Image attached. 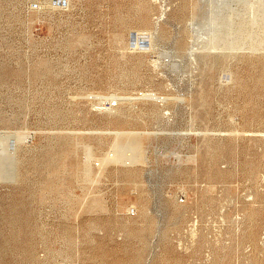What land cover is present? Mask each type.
Masks as SVG:
<instances>
[{
	"label": "rangeland",
	"instance_id": "obj_1",
	"mask_svg": "<svg viewBox=\"0 0 264 264\" xmlns=\"http://www.w3.org/2000/svg\"><path fill=\"white\" fill-rule=\"evenodd\" d=\"M0 264H264V0H0Z\"/></svg>",
	"mask_w": 264,
	"mask_h": 264
},
{
	"label": "bare ground",
	"instance_id": "obj_2",
	"mask_svg": "<svg viewBox=\"0 0 264 264\" xmlns=\"http://www.w3.org/2000/svg\"><path fill=\"white\" fill-rule=\"evenodd\" d=\"M145 95H146V94H145ZM149 95L151 96V95H153V94H150V93H149ZM149 95H148V96H149ZM154 96H155V94H154ZM157 96H158V95H157ZM145 97H146V96H145ZM155 97H156V96H155ZM160 97H161V96H160ZM149 98H150V97H149ZM152 98H154V97H152ZM128 99H129V98H128ZM155 99H156V98H155ZM162 99H163V98H162ZM158 100H161V99H158ZM110 101H111V100H110ZM105 104L107 105L108 108H112V105H116V102H112V103H111V102L108 101V102H106ZM120 105H121V104H120Z\"/></svg>",
	"mask_w": 264,
	"mask_h": 264
}]
</instances>
